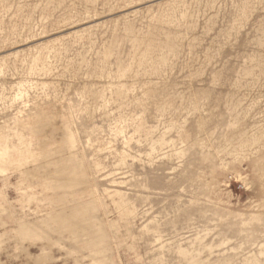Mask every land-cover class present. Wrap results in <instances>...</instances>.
Returning <instances> with one entry per match:
<instances>
[{
    "label": "rangeland",
    "instance_id": "obj_1",
    "mask_svg": "<svg viewBox=\"0 0 264 264\" xmlns=\"http://www.w3.org/2000/svg\"><path fill=\"white\" fill-rule=\"evenodd\" d=\"M0 264H264V0H0Z\"/></svg>",
    "mask_w": 264,
    "mask_h": 264
}]
</instances>
